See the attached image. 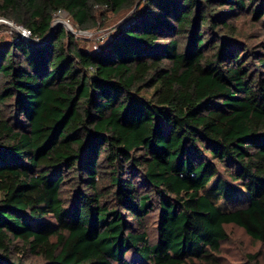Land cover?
<instances>
[{
    "label": "trees",
    "instance_id": "16d2710c",
    "mask_svg": "<svg viewBox=\"0 0 264 264\" xmlns=\"http://www.w3.org/2000/svg\"><path fill=\"white\" fill-rule=\"evenodd\" d=\"M131 10L91 51L53 26ZM0 18L44 39L0 46V264H218L227 226L264 244V0H0Z\"/></svg>",
    "mask_w": 264,
    "mask_h": 264
},
{
    "label": "rangeland",
    "instance_id": "374dc122",
    "mask_svg": "<svg viewBox=\"0 0 264 264\" xmlns=\"http://www.w3.org/2000/svg\"><path fill=\"white\" fill-rule=\"evenodd\" d=\"M136 13L133 10L123 15L107 14V24L98 29L88 31H81L74 29L68 21L66 13L56 15L54 26L56 24H63L64 27L75 34L78 38L79 44L87 51H91L107 40L113 32V28L117 25H124L132 22L136 18ZM0 22V46L8 41L10 38L16 36L11 30L10 26L1 19ZM6 21H9L8 19ZM10 22V21H9ZM246 39L247 44L252 46L261 41L260 29L248 19V17H241L237 21ZM71 29H70V28ZM155 216L150 214L145 222L144 230L148 233V240L152 243L154 241L156 232L154 229ZM228 237L225 242L221 244L220 252L217 254L218 264H264V244L251 240L244 232L234 226H227ZM134 256V257H133ZM130 259L137 258L135 255H130ZM40 259L33 254H28L25 257L27 264H39ZM139 260V259H138Z\"/></svg>",
    "mask_w": 264,
    "mask_h": 264
},
{
    "label": "built area",
    "instance_id": "2783aa9c",
    "mask_svg": "<svg viewBox=\"0 0 264 264\" xmlns=\"http://www.w3.org/2000/svg\"><path fill=\"white\" fill-rule=\"evenodd\" d=\"M61 13H63V12L62 11H58L55 14V16L56 15H60ZM1 21L2 20H0V22ZM3 21L6 22V24H8L10 26L11 30L14 32L13 34H15L16 37H17L16 39H22V40L28 41V42L36 45V46L41 44L44 41V39L40 40V39H37V38H32L29 29L23 27L22 25L16 24L13 21H10V22L6 21V20H3Z\"/></svg>",
    "mask_w": 264,
    "mask_h": 264
},
{
    "label": "water",
    "instance_id": "95a60500",
    "mask_svg": "<svg viewBox=\"0 0 264 264\" xmlns=\"http://www.w3.org/2000/svg\"><path fill=\"white\" fill-rule=\"evenodd\" d=\"M54 26V25H53ZM70 28V27H69ZM71 29V28H70Z\"/></svg>",
    "mask_w": 264,
    "mask_h": 264
}]
</instances>
